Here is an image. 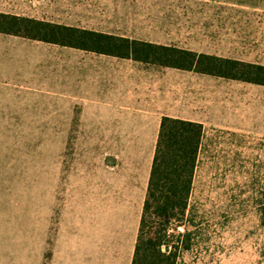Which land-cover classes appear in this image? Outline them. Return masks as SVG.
Here are the masks:
<instances>
[{"label": "crops", "instance_id": "1", "mask_svg": "<svg viewBox=\"0 0 264 264\" xmlns=\"http://www.w3.org/2000/svg\"><path fill=\"white\" fill-rule=\"evenodd\" d=\"M174 1L0 0V13L48 21L58 6L69 13L115 16L135 6L148 10ZM215 1L223 2L177 0V4L201 5L199 11L210 13ZM38 43L42 42L0 34L2 171L6 161L12 169L14 159L16 172V146L12 158L4 143H19L20 174L22 117L37 115L38 92L46 91L45 114L62 117L55 123L61 127L50 130L82 135L68 170L61 169V188L55 180L53 191L48 189L56 201L31 204L28 221H23L22 205L5 203L7 191L0 189V264H132L162 119L191 121L203 129L213 123L258 137L263 133L260 108H246V100L260 99L264 86L229 80L239 92L240 105L237 113L225 112L220 121L210 114L182 115L169 109L166 72L187 71L60 47L54 54L53 77L42 80L37 78Z\"/></svg>", "mask_w": 264, "mask_h": 264}, {"label": "rangeland", "instance_id": "2", "mask_svg": "<svg viewBox=\"0 0 264 264\" xmlns=\"http://www.w3.org/2000/svg\"><path fill=\"white\" fill-rule=\"evenodd\" d=\"M58 7L49 22L264 65V0L215 1L210 13L199 11L201 5H180L177 0L154 4L148 10L135 6L115 16L111 12L69 13ZM38 46L37 78L45 80L53 77L54 54L61 48ZM39 87L46 90L45 85ZM261 91L260 99L246 100V108H260L263 133L259 137L213 123L204 126L188 210L183 221L170 226L173 241H180L177 264L264 262V88ZM45 92L37 93V115L22 117L20 174L19 143H4L12 158L16 146V172L14 159L12 169L7 168V161L3 171L0 166L5 203H20L23 221L29 220L31 204L56 201L48 189L53 191L55 180L61 188V169L68 170L82 135L50 130L61 127L55 123L62 117L45 114ZM166 98L169 109L179 114H210L218 121L225 112L237 113L240 105L231 81L191 72H166ZM12 251L17 253V249Z\"/></svg>", "mask_w": 264, "mask_h": 264}, {"label": "trees", "instance_id": "3", "mask_svg": "<svg viewBox=\"0 0 264 264\" xmlns=\"http://www.w3.org/2000/svg\"><path fill=\"white\" fill-rule=\"evenodd\" d=\"M0 34L133 60L145 66L264 86L262 64L174 45L5 13H0ZM203 132L199 123L162 119L132 264H177L180 241H173L170 226L183 221L188 210Z\"/></svg>", "mask_w": 264, "mask_h": 264}]
</instances>
